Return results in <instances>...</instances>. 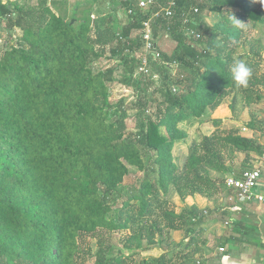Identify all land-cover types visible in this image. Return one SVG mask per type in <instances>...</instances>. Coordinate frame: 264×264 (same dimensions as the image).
<instances>
[{
	"label": "trees",
	"instance_id": "obj_1",
	"mask_svg": "<svg viewBox=\"0 0 264 264\" xmlns=\"http://www.w3.org/2000/svg\"><path fill=\"white\" fill-rule=\"evenodd\" d=\"M99 1L72 8L68 0L0 1V28L21 32L0 53V264H185L197 250L176 251L198 237L204 216L176 213L170 192L182 200L211 197L226 177L262 171L233 169L239 153L264 154L238 129L212 120L210 135L189 141L180 123L227 99L234 117L264 100V41L247 36L264 27V0H173L169 17L172 0L148 9L118 0L124 15L106 18L92 14ZM211 14L219 18L209 25ZM231 15L247 28L234 27ZM146 21L156 45L150 51ZM160 38L175 42L171 53L160 49ZM236 58L253 72L244 88L229 71ZM102 59L114 64L100 69ZM143 60L148 72L139 71ZM116 82L132 101H111ZM130 111L134 131L127 130ZM182 142L179 167L174 150ZM131 168L141 176L124 188ZM169 231L183 232V241L168 246ZM118 232L128 234L117 246ZM156 247L159 257L141 256Z\"/></svg>",
	"mask_w": 264,
	"mask_h": 264
},
{
	"label": "crops",
	"instance_id": "obj_2",
	"mask_svg": "<svg viewBox=\"0 0 264 264\" xmlns=\"http://www.w3.org/2000/svg\"><path fill=\"white\" fill-rule=\"evenodd\" d=\"M226 13L227 11H225ZM213 15L215 14L205 18L209 25L215 23L219 18L217 15L216 20L212 23ZM254 35L262 37L264 41V27L259 26L247 32L248 38ZM262 69L264 73V61ZM230 101L231 99H227L215 110L208 111L199 119V126L195 132L210 135L215 130L211 121L220 120L223 129H238L241 136L255 139L258 144L264 146V140L261 139V135L264 133V114L261 117L253 116L250 109L245 108L239 116L237 114V117H234L230 110ZM252 119L255 122L254 128L245 127L244 125ZM195 132L193 138L197 137ZM187 134L189 140L191 135ZM236 164L241 167L238 169L239 171L254 167L262 169V178L253 194L264 195V164L261 156L253 152L239 153L233 163V169L236 168ZM175 197L174 206L177 207L178 202L182 205L175 209L176 213L183 212L189 217L192 210H198L204 216L198 237L191 236L188 241L190 246L187 248V242H184V251L180 252L179 249L176 251L177 254L186 255L194 248L197 250L194 255H187L185 264H264V203L259 202L256 198L240 197L237 192L225 187L211 197L199 194L188 196L183 200L178 195ZM183 239V232L170 231L169 242L166 244L168 246L179 244ZM147 253H150L148 256L159 257L162 250L154 248ZM171 263L174 264L175 259H172Z\"/></svg>",
	"mask_w": 264,
	"mask_h": 264
},
{
	"label": "rangeland",
	"instance_id": "obj_3",
	"mask_svg": "<svg viewBox=\"0 0 264 264\" xmlns=\"http://www.w3.org/2000/svg\"><path fill=\"white\" fill-rule=\"evenodd\" d=\"M0 1H2L3 3L16 2L20 5L29 6V5L36 4L41 0H0ZM87 2H88V0H68L70 8H72L78 4L84 5ZM114 12H118L120 17H122L124 15L123 10L120 9V3L118 0H101V2L99 1L98 3H95L92 7V14L94 16H97L98 18L99 17L106 18L107 16H110V15L114 16L113 15ZM216 17H217V15H213L212 23L216 20ZM20 35H21V32L19 30H13V31L6 30V29H4V26L2 25V28H0V53L3 50L8 49L13 44H15L17 42V38ZM159 46L163 52L171 53L174 49L175 42L172 41L171 39H167V38L161 39L160 38ZM117 63H118V61L115 62V64H117ZM112 64H114V62H108L106 59H102L97 64V67L102 69V68H105L108 65H112ZM120 77H121V70L119 69L115 73V78H116V80H118V79H120ZM110 88H111V101L112 102L119 101L120 99H124V100L126 99L127 101H132L134 99L132 92L129 89L125 88L123 85H120L118 82L111 85ZM249 109H250L253 116L257 115V117H261L262 114H264V100L260 104L252 106ZM128 115L130 117L126 121L127 130L128 131H134L135 130L134 112L130 111L128 113ZM199 122H200L199 119H189L187 121L180 123V127L186 133H189V135H191L189 138V141H191L193 139V135H194L193 133L196 131L197 127L199 126ZM196 134L198 136V133H196ZM196 134H195V137H196ZM262 138L264 140V133L261 135V139ZM186 150L187 149H186V145L184 144V142L177 144V147L174 150V154L177 156V164L179 165V167H182V165H183L184 154L186 153ZM240 168L241 167L236 164V168H234V170L237 172V171H239L238 169H240ZM139 176H141V173L137 172L136 169L131 168V174H130V176H128L125 179L123 187L127 188L128 186L132 185ZM175 195H176L175 192H173V191L170 192V194L168 195L169 202L171 201L173 203L174 200H176ZM174 197H175V199H174ZM180 206H182V205L180 202H178L177 207L180 208ZM177 207L175 205V209ZM169 233H170V231L165 236V239H164L165 243L169 242ZM127 234H128L127 232L115 233L113 235L114 238H112L114 240L115 245L118 246L119 243H122V240L127 236ZM92 245H93V249H95L93 241H92ZM156 248H158V247H156ZM148 255H150V253H143L141 256L143 257V256H148Z\"/></svg>",
	"mask_w": 264,
	"mask_h": 264
},
{
	"label": "built area",
	"instance_id": "obj_4",
	"mask_svg": "<svg viewBox=\"0 0 264 264\" xmlns=\"http://www.w3.org/2000/svg\"><path fill=\"white\" fill-rule=\"evenodd\" d=\"M129 1H136L138 4V7L140 9H148L150 6L154 5L156 0H129ZM175 2L169 1L168 8L165 10V15L167 17L172 15V7H174ZM194 14L197 13V9L193 10ZM131 13V11H129ZM191 15L186 14L184 17L183 22L188 23L190 22ZM142 37L145 42V49L150 51L156 49V45L152 42V36H151V29H150V23L149 21H146L143 24V34ZM156 57H158V53L155 54ZM139 71L148 72L146 69V62L143 60V64L141 67H139ZM262 163L264 164V154L262 156ZM262 178V171L258 168H254L251 170H245L242 172L240 178L235 177H226L225 178V188L228 190H234L237 192L238 196L251 199L256 198L259 202L264 203V195H254L253 191L258 187V184Z\"/></svg>",
	"mask_w": 264,
	"mask_h": 264
},
{
	"label": "clouds",
	"instance_id": "obj_5",
	"mask_svg": "<svg viewBox=\"0 0 264 264\" xmlns=\"http://www.w3.org/2000/svg\"><path fill=\"white\" fill-rule=\"evenodd\" d=\"M230 20L232 25L236 28L241 30L247 28V23L239 21L232 15ZM229 71L231 73L232 81L235 83V85L242 88L247 87L249 80L253 75L252 69L245 63V61L239 58H236L231 62Z\"/></svg>",
	"mask_w": 264,
	"mask_h": 264
}]
</instances>
